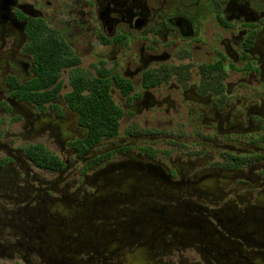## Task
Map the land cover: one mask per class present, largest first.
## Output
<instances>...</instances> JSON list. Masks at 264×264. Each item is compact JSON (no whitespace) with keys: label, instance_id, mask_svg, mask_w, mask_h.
I'll return each mask as SVG.
<instances>
[{"label":"flooded vegetation","instance_id":"1","mask_svg":"<svg viewBox=\"0 0 264 264\" xmlns=\"http://www.w3.org/2000/svg\"><path fill=\"white\" fill-rule=\"evenodd\" d=\"M54 1L0 0V264H264V0H94L101 46H141L89 75ZM48 40L79 60L55 80ZM72 73L123 135L86 139Z\"/></svg>","mask_w":264,"mask_h":264},{"label":"rangeland","instance_id":"2","mask_svg":"<svg viewBox=\"0 0 264 264\" xmlns=\"http://www.w3.org/2000/svg\"><path fill=\"white\" fill-rule=\"evenodd\" d=\"M54 2L56 7L47 9V17L59 23L63 35L69 39L73 52L80 59L81 72L89 75L91 68L96 67L100 62L107 67H124L128 60L131 64L137 63L141 43L138 41L139 35L133 32L118 30L117 34H123L126 37L125 42L109 47L100 45L99 36L102 31L96 21L94 0H56ZM112 96L118 104V94L112 92ZM133 124L141 126L143 120L133 117L130 126ZM128 128L129 123L126 119L120 121L119 135H123ZM1 219H3L2 216H0ZM81 222L77 221L74 225L80 226Z\"/></svg>","mask_w":264,"mask_h":264},{"label":"trees","instance_id":"3","mask_svg":"<svg viewBox=\"0 0 264 264\" xmlns=\"http://www.w3.org/2000/svg\"><path fill=\"white\" fill-rule=\"evenodd\" d=\"M44 59L47 64L46 77L57 79L59 70L63 67H73L79 60L73 57L69 47L61 40H48L45 47L40 48L37 59ZM55 71V73L53 72ZM123 84H119L122 86ZM71 90L66 99L71 108L78 113L80 122L88 131L87 138L96 143L101 138H113L118 134L121 111L114 104L108 88L102 83L90 82L80 75H71ZM121 90L127 91L126 87ZM39 166L57 168L58 160L41 154L34 155Z\"/></svg>","mask_w":264,"mask_h":264}]
</instances>
